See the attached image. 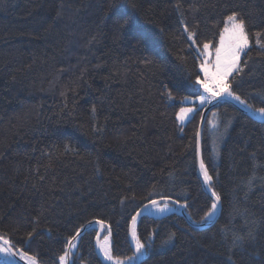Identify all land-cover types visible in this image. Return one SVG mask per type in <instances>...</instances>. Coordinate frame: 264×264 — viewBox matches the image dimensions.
<instances>
[{"label":"trees","instance_id":"obj_1","mask_svg":"<svg viewBox=\"0 0 264 264\" xmlns=\"http://www.w3.org/2000/svg\"><path fill=\"white\" fill-rule=\"evenodd\" d=\"M113 3L0 0V235L18 229L17 247L38 255L41 264H59L66 239L96 220L112 226L113 255L131 256L129 217L159 199L157 193L187 203L191 219L201 221L210 199L194 145L205 107L186 124L178 122L182 97L202 92L189 83L199 61L181 21L198 24L200 40L212 41L225 12L236 10L249 14L253 32H264V0H137L154 46L118 44L108 19ZM250 54L237 91L254 108L264 107L258 95L264 94V54L254 43ZM96 126L103 131L94 132ZM209 128L220 131L218 152ZM65 145L78 154L64 153ZM202 152L210 174L218 173L219 218L196 228L179 209L163 217L144 213L142 239L156 236L142 264H257L264 258V122L219 103L205 124ZM38 215L37 235L28 241ZM249 231L255 239L235 247L233 237ZM97 232L93 225L81 235L72 250L75 264H106L95 249ZM170 233L175 239L164 243Z\"/></svg>","mask_w":264,"mask_h":264},{"label":"snow or ice","instance_id":"obj_2","mask_svg":"<svg viewBox=\"0 0 264 264\" xmlns=\"http://www.w3.org/2000/svg\"><path fill=\"white\" fill-rule=\"evenodd\" d=\"M176 7L179 8L180 5L177 4ZM110 12L111 16L108 19L110 21V31L115 43L130 44L135 41L137 47L145 45L152 48L154 46L155 38L143 27L138 18L137 0H123V2L122 0H114V3L110 6ZM181 25L185 38L189 42V47L196 53L195 58L199 61L198 73L195 74L194 79L189 80V83L196 86L197 89H202V92L198 90L193 93L195 100H191L188 96L182 97V103H192L194 107L181 106L179 108L177 119L180 124H184L189 114L196 113L198 108L203 109L207 105H214L221 99L225 101L229 99L236 101L254 115L259 114L260 119L264 121V107L254 108L249 103L247 97L237 91L240 87L241 78L244 75V69L249 67V61L253 59L250 54L253 43L258 46L259 52L264 54V39H262L264 32H253V26L249 24V14L236 10L225 12L220 24L217 26V31L212 41L200 40L198 36V24H193L190 27L189 24L182 20ZM161 31L163 30L161 29ZM93 40H95V37H93ZM145 62H150V60L145 57ZM166 94L169 99H175L171 91H167ZM261 102L264 103V99ZM92 112H96L94 105ZM213 115L215 116L216 113H213ZM201 119L203 121L204 117L202 116ZM218 126L217 122H212L213 128H217ZM93 131L100 133L103 129L102 127L96 126ZM196 136L199 137L200 133L197 132ZM63 151L64 153H76V150L71 145H65ZM194 151L197 156L199 172L202 175L203 186L207 187L210 194L208 210L203 215L201 221L197 222L205 223L212 220L218 211H220L221 195L214 188V175H218V173L210 174L199 140L194 145ZM252 156L255 158V153ZM40 179L43 180L44 177L41 176ZM249 183L251 184V181ZM157 195H159V199L149 200L139 211H135V214L129 217V247L133 250V254L126 259H121L119 255H113L111 240L112 226L110 224H105L103 220L88 222L86 227H92L95 224L100 232H106L103 240H101L98 234L95 241L96 247L99 249L105 261L112 262V264H142L141 257L145 256L148 252L156 233L153 231L146 238L142 239L138 230V218L145 212L150 213L154 211L159 214L170 212L172 210L171 203L179 204V201H172V198L165 193H157ZM127 199L129 197L125 196L121 200V203ZM132 199H135V197H132ZM181 207L187 208L188 205L185 203ZM39 218L38 215L32 221L34 226L26 234L28 241L37 235ZM83 230L85 228L77 229L70 239H66L65 244L67 249L75 250L77 248V244L81 238V231ZM17 231L18 229H12L0 235V254L9 258V264H16L15 260L12 259L16 256H19L21 261L27 260L28 264H41L38 255H29L28 251L17 247L19 243L15 238ZM48 231H51V229H48ZM175 236V233H170L164 243H170L175 239ZM254 239V234L249 231L245 235H235L232 243L235 247L240 248L246 240ZM230 251H234V249H230ZM69 255V251H64L58 257L59 264H69ZM229 259L231 260V257ZM72 264H75V262L73 261ZM257 264H264V258L257 262Z\"/></svg>","mask_w":264,"mask_h":264},{"label":"water","instance_id":"obj_3","mask_svg":"<svg viewBox=\"0 0 264 264\" xmlns=\"http://www.w3.org/2000/svg\"><path fill=\"white\" fill-rule=\"evenodd\" d=\"M222 102H229V103H232L234 106H236L238 109H240L241 111H243L244 113H246L247 115H249L250 117H252L253 119L257 120V121H260V122H264L260 119V116L258 114H253L251 111H249L248 109L246 108H243L241 105H239L236 101H233V100H227L225 101L224 99H221L218 103H215L214 105H207L205 106V108L203 109V112H202V116L204 117L203 121L202 119H200V123H199V133H200V136L198 137V140L200 142V145H201V149H202V141H203V133H204V128H205V124L207 123V120H208V117H209V114L210 112L217 106L219 105V103H222ZM198 171H199V167H198ZM199 175H200V178H201V181H202V184H203V180H202V175L201 173L199 172ZM205 190H206V193L208 195L209 194V191L207 189V187H204ZM172 201H177V200H174L172 199ZM147 204V203H146ZM173 205H175L177 207V209H179V211L182 213V215L189 221V223L196 227V228H205V227H209L211 225H213L217 219L219 218L220 214H221V209H222V204H221V201H220V211H218L217 215L215 217H213L212 220L210 221H207L205 223H195L191 217L189 216V213L187 212L186 208L184 207H181V205H183L181 202H179V204H175V203H171ZM143 207V206H142ZM140 210V209H139ZM138 210V211H139ZM144 214V213H143ZM142 214V215H143ZM139 219V218H138ZM95 222V221H93ZM106 224V223H105ZM88 224H86L83 228H85V230L81 231V235H83L90 227H86ZM95 225V224H93ZM103 233L104 232H100L99 229H98V232H97V235L99 234L100 238L102 239V236H103ZM96 235V236H97ZM129 240H130V237H129ZM95 241H96V238H95ZM95 249H96V252L97 254L100 256V258L106 263V264H112V262H108V261H105L103 256L101 255L99 249L96 247V243H95ZM67 251H69L70 255H69V264H72L73 262V259H72V250L70 249H67ZM14 259L18 262V264H28V262L26 260L24 261H21L19 256H16L14 257ZM141 260H143V257H141Z\"/></svg>","mask_w":264,"mask_h":264},{"label":"rangeland","instance_id":"obj_4","mask_svg":"<svg viewBox=\"0 0 264 264\" xmlns=\"http://www.w3.org/2000/svg\"><path fill=\"white\" fill-rule=\"evenodd\" d=\"M190 98V97H189ZM191 100H195L194 98H190ZM198 103V102H197ZM186 105H184L183 107H194V105L192 103H185ZM194 113H190L189 116H188V119H186V121L184 122V124H186L193 116ZM259 115V114H258ZM214 116V115H212ZM178 120V119H177ZM179 122V121H178ZM212 122H216L212 119L211 122L209 123H212ZM180 123V122H179ZM182 124V125H184ZM210 131V132H209ZM209 132V135L211 136V141H210V144L212 146V148L214 149L215 148V151L218 152L219 150V140H220V131L218 130L219 134L215 132V129H212V128H209L208 130ZM223 134V132H221ZM171 206V211L170 212H167V213H164V214H159V213H156L154 211L152 212H145L146 215H149V216H153V217H163V216H166L168 214H171V213H174L176 212L178 209L175 205L173 204H170ZM106 235V232L104 233L103 237L101 240H103L104 236ZM14 259V258H12ZM15 260V259H14ZM27 261V260H26ZM0 262H5V263H8L9 264V258L5 257L3 254H0ZM16 264H18V262L15 260Z\"/></svg>","mask_w":264,"mask_h":264},{"label":"bare ground","instance_id":"obj_5","mask_svg":"<svg viewBox=\"0 0 264 264\" xmlns=\"http://www.w3.org/2000/svg\"><path fill=\"white\" fill-rule=\"evenodd\" d=\"M211 112H212V111H211ZM211 112H210V113H211ZM209 115H210V114H209ZM204 189H205V188H204ZM181 214H182V213H181ZM186 220H187V219H186ZM187 221H188V220H187ZM188 223H189V221H188ZM189 224H190V223H189ZM190 225H191V224H190ZM103 235H104V233H103ZM102 237H103V236H102Z\"/></svg>","mask_w":264,"mask_h":264}]
</instances>
